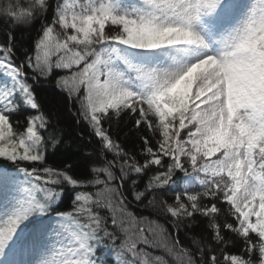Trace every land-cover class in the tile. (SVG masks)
<instances>
[{
    "label": "snow or ice",
    "instance_id": "obj_1",
    "mask_svg": "<svg viewBox=\"0 0 264 264\" xmlns=\"http://www.w3.org/2000/svg\"><path fill=\"white\" fill-rule=\"evenodd\" d=\"M38 18L20 56L12 30L0 43V264H106L101 246L118 264H151L156 248L183 264H264V0H0L6 27ZM54 70L70 72L56 85L96 138L80 163L56 159L65 128L36 92ZM124 116L150 134L136 153L118 139ZM158 190L175 193L160 198L174 239L162 228L153 242L142 222H159L131 205ZM197 216L211 235L186 233L185 247L176 225Z\"/></svg>",
    "mask_w": 264,
    "mask_h": 264
},
{
    "label": "trees",
    "instance_id": "obj_2",
    "mask_svg": "<svg viewBox=\"0 0 264 264\" xmlns=\"http://www.w3.org/2000/svg\"><path fill=\"white\" fill-rule=\"evenodd\" d=\"M21 5H25L27 0H19ZM54 3L55 0H52ZM256 3L259 0H255ZM50 19V17H49ZM40 23L39 18L37 23L29 28L24 25H19L15 29L11 28V22L8 23L7 27L4 25V22L0 20V43L6 42V32L9 30L13 31L15 41L14 47L16 50L17 56H20L21 52L29 47L34 46V41L38 38L37 29H39ZM57 57L54 55L52 57L55 61ZM58 76H70L68 70H54L53 74L48 79L41 78L40 86L37 87V95L41 98V102L44 105L45 109L48 110L55 118L60 120L61 125L65 128V145L61 146L56 159L60 160L64 157L70 158L77 163H80L86 152L91 151L90 144L95 146L96 138L91 134V130L87 127L86 123L83 121V118L79 115L80 104L77 102L76 98L69 99L68 92L62 91L63 85L61 88H58L56 85V79ZM80 96H83V90L81 88ZM77 120L80 121L77 124ZM134 119H130L128 116H124L119 124L118 139L126 151L136 153L139 151V148L142 146V141L140 140L141 135H150L146 127H142L139 130H136L134 126ZM107 127V125H105ZM22 130V129H21ZM154 143V141H153ZM167 159V158H165ZM0 163H4L3 158H0ZM48 163L53 164V159H49ZM9 168H11V162H7ZM22 166H28V162H22ZM56 167H61L59 163L55 164ZM22 175V174H21ZM152 173L144 175L140 179V187L143 188L145 182L149 179ZM184 173L177 170L174 179L183 177ZM196 190H199L197 187ZM71 195V193H69ZM155 196V200L152 205H147V199H145L144 204H133L131 205V211H133L138 217H147L150 220L158 221V224H150L148 220L143 221V226L147 229L151 227L155 235L150 236L149 238L155 242L156 240L161 239L160 232L162 228L167 229L168 235L172 236L173 234V218L170 215L165 214L160 204V198L163 196L164 199H167L169 203H172L175 199L174 192H164L163 190H158L157 192L150 194ZM227 207V206H225ZM72 203L71 199L65 198L63 204L60 208L61 211L71 210ZM42 219H55V213L50 215L45 214ZM198 221L197 224L193 225L191 228L187 227L188 221H183L176 225L179 228V238L182 245L185 247L191 246V241L186 237V233H190L195 236L200 237H210L211 233L206 228L204 219L200 216L196 217ZM39 222V218L35 223ZM239 247V245H238ZM230 251H236V249H229ZM148 259L151 261V264H183L185 257L182 255L179 248H175L172 252H169L164 248L149 249ZM143 255V254H142ZM96 256L102 258L106 264H118L120 257L117 254L110 253L105 246H101L96 250ZM156 257H160V260L157 261Z\"/></svg>",
    "mask_w": 264,
    "mask_h": 264
},
{
    "label": "rangeland",
    "instance_id": "obj_3",
    "mask_svg": "<svg viewBox=\"0 0 264 264\" xmlns=\"http://www.w3.org/2000/svg\"><path fill=\"white\" fill-rule=\"evenodd\" d=\"M245 2H247V0H245ZM189 172H191V169H189ZM54 239H55L54 233L49 232L48 237H47V242L49 244H51L54 241ZM56 247H59V245H56ZM19 258L20 259H26V258H30V257H28V256H20Z\"/></svg>",
    "mask_w": 264,
    "mask_h": 264
}]
</instances>
